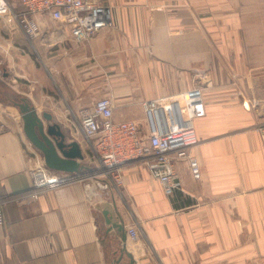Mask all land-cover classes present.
I'll list each match as a JSON object with an SVG mask.
<instances>
[{
  "label": "crops",
  "instance_id": "0c3cea01",
  "mask_svg": "<svg viewBox=\"0 0 264 264\" xmlns=\"http://www.w3.org/2000/svg\"><path fill=\"white\" fill-rule=\"evenodd\" d=\"M108 1L113 26L81 44L44 33L31 41L0 18V264H264V0H205L214 13L202 34L179 0ZM199 72L209 76L190 150L200 180L185 162L171 196L136 162L107 190L85 176L99 163L81 109L108 96L115 119L143 124V101L191 88ZM21 98L80 144L82 172L45 165L23 130ZM182 106L172 104L180 123ZM40 164L58 183L35 201L17 198Z\"/></svg>",
  "mask_w": 264,
  "mask_h": 264
},
{
  "label": "built area",
  "instance_id": "2783aa9c",
  "mask_svg": "<svg viewBox=\"0 0 264 264\" xmlns=\"http://www.w3.org/2000/svg\"><path fill=\"white\" fill-rule=\"evenodd\" d=\"M11 16L22 33L31 41L44 33L68 36L81 44L101 30L113 26L111 7L103 0H0V18ZM46 22L45 31L42 26ZM182 102V122L174 114L172 104ZM144 123L115 119L111 97L103 96L81 109L76 118L84 139L89 143V157L96 184L107 190L110 184L120 186L121 171L127 164H143L157 180L167 196L181 189L177 163L187 164L193 180H200L202 171L191 148L198 143L194 120L205 114L203 88L194 85L176 95L160 96L142 102ZM264 150V125L259 128ZM31 185L17 198L35 201L47 188L56 185V178L47 168L37 166L30 171ZM127 238L136 240L135 224L127 226Z\"/></svg>",
  "mask_w": 264,
  "mask_h": 264
},
{
  "label": "water",
  "instance_id": "95a60500",
  "mask_svg": "<svg viewBox=\"0 0 264 264\" xmlns=\"http://www.w3.org/2000/svg\"><path fill=\"white\" fill-rule=\"evenodd\" d=\"M15 105L22 116L25 135L42 152L45 165L54 170L82 172L80 161L84 158V154L80 144L75 140L66 142V135L61 125L53 120L52 114L43 112L41 117L38 116L26 98H21V101L15 102ZM103 214L109 223L107 210H104ZM121 259L122 256L116 259L114 264H119ZM129 264L133 263L129 262Z\"/></svg>",
  "mask_w": 264,
  "mask_h": 264
},
{
  "label": "rangeland",
  "instance_id": "374dc122",
  "mask_svg": "<svg viewBox=\"0 0 264 264\" xmlns=\"http://www.w3.org/2000/svg\"><path fill=\"white\" fill-rule=\"evenodd\" d=\"M103 1L105 3H109L108 0H103ZM164 1H167V0H164ZM169 1H171V0H169ZM179 1L181 2V4L189 5L193 9H195L193 13L195 14V17H196V31H198L199 33L202 34V32L205 31V27L203 25L204 16L206 14H208V16L212 17V15L214 13L213 10H210L208 5L204 6V4L206 2L205 0H179ZM247 4L248 3H243L244 7L248 8ZM196 44H197V48H199L200 45H202V44H199V43H196ZM232 77H234V76H232ZM208 82H209V76H207L205 73H200V72L197 73L196 82H195L196 85H199L202 88H204L205 86H207ZM38 166H41L42 168H45L41 164L38 165ZM98 166H99V164H98ZM93 174L94 173L92 171L85 172V176L86 177H88V176L90 177ZM129 241H134V240H129Z\"/></svg>",
  "mask_w": 264,
  "mask_h": 264
}]
</instances>
